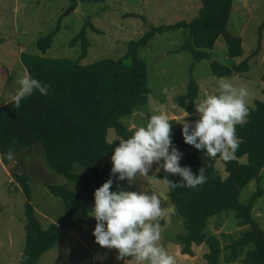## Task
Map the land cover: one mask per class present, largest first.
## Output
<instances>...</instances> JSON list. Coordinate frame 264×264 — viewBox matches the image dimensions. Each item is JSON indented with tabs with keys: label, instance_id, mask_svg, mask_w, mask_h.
<instances>
[{
	"label": "trees",
	"instance_id": "obj_1",
	"mask_svg": "<svg viewBox=\"0 0 264 264\" xmlns=\"http://www.w3.org/2000/svg\"><path fill=\"white\" fill-rule=\"evenodd\" d=\"M74 10L77 5L75 0ZM202 7L196 18L190 22L180 21L170 26L153 29L138 41H131L127 53L117 59H104L91 65H81L70 59H47L26 55L24 64L29 74L44 84H49L48 95L35 91L21 101L16 108L13 101L0 107V158L6 166L12 161L5 157L9 147H14L18 159L28 149L39 145L42 158L55 173L68 181L81 185L84 189L77 193L67 185L48 184L47 188L62 199L65 213L63 220L44 229L36 210L30 203L31 188L25 181V174L13 175L21 182L28 199L25 209L26 243L20 264H38L42 256L57 244L62 228H80L88 225L95 229L96 221L91 217L94 192L109 178L117 185L128 189V181H118L111 177V164H103L111 158L114 148L121 138H128L129 130L124 120L137 115L149 102L147 65L139 51L148 47L155 35L166 30H185L187 39L182 50H188L194 61H209V67L216 77L229 78L243 74L250 69L252 56L244 55L243 40L234 35L228 25L233 13V0H201ZM133 15V14H129ZM136 16V15H135ZM58 26L52 34L38 41L39 51L45 53L59 32ZM87 24L70 41V46L82 42L83 56L88 51L86 40ZM222 39L226 45V55L232 66L223 65L210 54ZM257 53L256 51L253 54ZM252 54V55H253ZM264 93V92H263ZM199 98V86L193 80L184 95L176 99L177 106L194 113V103ZM172 122V141L183 155L181 166H188L193 173L206 169L207 182L195 189L178 187L168 189L176 211L184 223L186 233L178 235L176 243L183 255L193 256V246L207 245L206 264H264V230L253 216L252 210L259 198L264 196L260 186L264 171V100H257L250 107L248 122L237 126L241 140L236 158L225 165L226 178H222L216 164L204 151L197 150L184 142L182 127ZM114 129L117 139L108 141V131ZM28 150V151H26ZM36 150V149H35ZM33 151V150H32ZM246 156L247 162L239 160ZM75 164L83 166L80 174L74 172ZM160 178L180 183L182 178L161 170ZM252 182L258 184L257 191L248 201H240L242 191ZM135 191V187L129 189ZM151 191V188L148 189ZM233 212L238 227H248L237 239L222 246L220 239L209 233V221ZM164 222L161 221V224Z\"/></svg>",
	"mask_w": 264,
	"mask_h": 264
},
{
	"label": "rangeland",
	"instance_id": "obj_2",
	"mask_svg": "<svg viewBox=\"0 0 264 264\" xmlns=\"http://www.w3.org/2000/svg\"><path fill=\"white\" fill-rule=\"evenodd\" d=\"M194 1L189 0L191 4ZM145 3L146 0H75L77 7L72 10L73 0H0V107L12 101V94L17 87V73L26 69V55L70 59L84 66L104 59L117 60L127 53L131 41H138L162 26L159 24L161 19L158 22L154 20L156 16L162 15L163 10L166 12L165 17L171 18L165 26L189 18L183 9L186 8L183 1L155 0L149 9L144 6ZM180 9L182 13L178 12ZM86 24L88 51L83 56L82 42L75 46L69 43ZM58 26L60 30L53 38L51 47L45 53L39 51L38 41L52 34ZM228 29L243 40L244 55L237 62L252 56L249 71L231 79L236 86L248 88V105L254 107L257 100H264V0H233ZM186 39V32L182 29L157 32L148 47L139 51L147 65L150 90L148 104L138 112V115H145H141L145 120L148 114L163 111L169 119L176 120L177 127H183L180 123L185 119L192 122L197 118L196 112L187 113L176 104V99L187 92L189 83L193 80L197 83L199 97L215 91L214 78L218 77L211 71L209 61H194L188 50L181 49ZM255 51L257 53L253 54ZM210 54L223 65L232 66L222 39ZM146 123L137 115L124 120L129 130ZM107 138L109 142L117 139L114 129L108 131ZM37 148L41 150L39 145H34L28 149L30 152L23 153L8 166L0 158V264H20L26 243L25 209L28 199L21 182L13 175L18 166H23L25 181L31 188L30 203L44 229L62 221L65 213L62 199L54 196L47 185H67L77 193L84 189L55 173L46 165L42 151ZM239 161L246 163L247 157ZM103 164L112 165L111 158H105ZM158 167L154 164L149 176L138 177L133 182L135 191L148 190L150 187L169 193L160 178L162 169L156 171ZM216 167L222 178H226L225 165L221 160L217 161ZM82 171L83 166L75 164L74 172L80 174ZM260 186L264 188V171ZM257 187L258 184L252 182L242 191L240 201L247 202ZM252 213L264 230V196L258 199ZM163 222L161 243L176 257V264H206L208 247L205 244L193 246V256L181 253L182 247L175 238L185 234L186 229L179 216L168 215L167 222ZM237 223L233 212L224 214L209 221V233L216 235L222 246H225L247 230L248 227H238ZM93 232L94 228L88 225L62 228L57 244L42 256L38 264H125L123 260L117 259L116 250L99 246ZM241 259L238 264L242 263ZM127 264L135 262L129 258Z\"/></svg>",
	"mask_w": 264,
	"mask_h": 264
},
{
	"label": "clouds",
	"instance_id": "obj_3",
	"mask_svg": "<svg viewBox=\"0 0 264 264\" xmlns=\"http://www.w3.org/2000/svg\"><path fill=\"white\" fill-rule=\"evenodd\" d=\"M214 79L215 91L205 93L194 103L197 118L192 122L187 118L180 124L186 144L204 151L213 160L230 162L236 158L241 143L237 126L248 122L250 93L246 86H236L227 76ZM15 85L11 99L17 109L21 101L35 91L48 95L50 88L49 84L33 78L27 69L17 73ZM146 120V124L136 127L128 138H121L114 148L111 177L127 180L128 189L118 184L117 190L112 191L114 181L109 178L95 190V203L91 208V217L96 221L93 236L99 246L116 250L117 259L125 264L129 258L135 264H176V257L161 243V221L167 222L171 211L167 207V196L155 189H129L138 177L149 176L154 164L159 165L157 172L163 169L167 174L182 178L180 183L163 179L170 190L195 189L206 183L208 177L204 167L197 175L190 167L181 166L183 154L173 146L172 122L168 114L154 112L148 114ZM4 155L8 161H13L14 147H9Z\"/></svg>",
	"mask_w": 264,
	"mask_h": 264
},
{
	"label": "crops",
	"instance_id": "obj_4",
	"mask_svg": "<svg viewBox=\"0 0 264 264\" xmlns=\"http://www.w3.org/2000/svg\"><path fill=\"white\" fill-rule=\"evenodd\" d=\"M180 1H183V3L186 4V8H183V9L187 11V15L189 17L188 20L191 21L192 18L194 19L198 16L199 10L202 7L201 0H196V1H198V3L196 1H194L192 4L189 2V0H180ZM154 4H155V0H146V3L144 4V6H146V8L149 9V6L150 5L153 6ZM175 9L177 10V6ZM181 11H182V9L178 10V12L182 13ZM165 13L166 12L163 10L162 15H158L155 17V20H154L155 22H158L159 19H161L159 22L160 26L161 25L162 26L168 25V19H171L170 17H165ZM188 20H183V21L190 22ZM175 22L177 24L180 22V20L174 21L173 23L175 24Z\"/></svg>",
	"mask_w": 264,
	"mask_h": 264
},
{
	"label": "water",
	"instance_id": "obj_5",
	"mask_svg": "<svg viewBox=\"0 0 264 264\" xmlns=\"http://www.w3.org/2000/svg\"><path fill=\"white\" fill-rule=\"evenodd\" d=\"M140 114L142 115V113H140ZM143 116L145 117V115H143ZM16 172L18 174H20V175H23L24 174L23 166L22 165L18 166ZM151 190H153V188H151ZM155 190H157V189H155ZM158 191H160L161 193H163V194H165L167 196V201H168L167 207H168L169 210H171L170 213H169V215L176 214V211H175V208H174V205H173L171 196L169 194L164 193L161 190H158Z\"/></svg>",
	"mask_w": 264,
	"mask_h": 264
}]
</instances>
